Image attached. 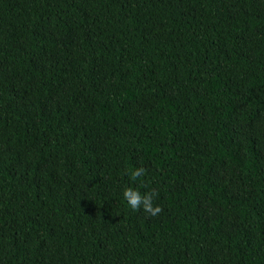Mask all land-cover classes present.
Masks as SVG:
<instances>
[{
	"label": "trees",
	"instance_id": "16d2710c",
	"mask_svg": "<svg viewBox=\"0 0 264 264\" xmlns=\"http://www.w3.org/2000/svg\"><path fill=\"white\" fill-rule=\"evenodd\" d=\"M0 264H264V0H0Z\"/></svg>",
	"mask_w": 264,
	"mask_h": 264
},
{
	"label": "clouds",
	"instance_id": "9594fccd",
	"mask_svg": "<svg viewBox=\"0 0 264 264\" xmlns=\"http://www.w3.org/2000/svg\"><path fill=\"white\" fill-rule=\"evenodd\" d=\"M145 173L143 167H136L130 169V174L133 178H139ZM158 192L156 189L141 193L139 188L135 187H124L122 189V198L127 203V205L133 210H143L150 216H156L161 212V207L159 204L153 203L154 199L157 197Z\"/></svg>",
	"mask_w": 264,
	"mask_h": 264
}]
</instances>
